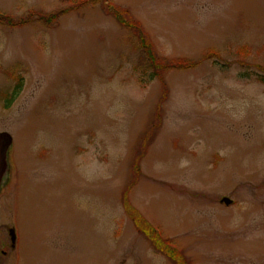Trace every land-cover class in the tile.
Returning a JSON list of instances; mask_svg holds the SVG:
<instances>
[{"label": "rangeland", "instance_id": "374dc122", "mask_svg": "<svg viewBox=\"0 0 264 264\" xmlns=\"http://www.w3.org/2000/svg\"><path fill=\"white\" fill-rule=\"evenodd\" d=\"M80 1L0 0L32 18L0 19V264H175L125 198L188 264H264V0H99L38 20ZM108 3L197 67L150 82Z\"/></svg>", "mask_w": 264, "mask_h": 264}, {"label": "trees", "instance_id": "16d2710c", "mask_svg": "<svg viewBox=\"0 0 264 264\" xmlns=\"http://www.w3.org/2000/svg\"><path fill=\"white\" fill-rule=\"evenodd\" d=\"M98 3H99V0L80 1L79 9H82L85 6L88 7L90 4L96 5ZM104 10L107 12V14L109 16H112L118 22L119 25L129 29L131 31V33L134 35V37L136 38L137 43H138V50H140L144 59H146L147 65H148L149 69L151 70V72H153V73L149 74L150 75V80H149L150 82H153L157 79L161 81L163 79V76L166 73L171 72V71H188L190 69L197 67L198 62H192L190 60L187 61V60H180V59H175V60H166L165 59L164 60L161 57H159L155 51L154 44L151 41L149 35L146 34V32L143 30V28L141 27V25L137 21L133 20L130 17V14L124 8H121L119 6H112V5H106L105 4ZM6 18H7L6 15L0 14V19H6ZM43 18H45V19H43ZM7 19H9L12 26L13 25L14 26H16V25L24 26L29 21H31L32 18L29 17L27 19H21L17 23H14L10 17H8ZM55 19H57V21H58L59 16H57V18H55ZM38 20L39 21H41V20L48 21V19L45 16L41 17V19L38 17ZM256 77H258L259 82L264 85V75H258ZM20 91H21V88L18 86L17 90L15 92V97L20 93ZM165 91H166V84L164 85V92ZM163 103H164V100L162 99L161 105H160L159 110H158L157 117L160 114L161 107H162ZM157 117H156V120H157ZM159 122H160V120H158V123ZM159 127H160V124L157 125V123L155 122L152 129H150L148 131V133L150 131H153L155 134L156 131L159 129ZM154 134L151 137V139H154V137H155ZM149 137H150V135L147 134L146 138L144 139V143H143V146L141 149L142 152L140 153V155L138 156L137 161H136L135 168L138 169V172L140 170V162L146 156L147 151L149 149V146L151 144V143L148 144V142L151 140ZM137 169H136V171H137ZM137 178L138 177L136 176L134 184H132L131 187H134L136 185V181L138 182ZM129 192H131L130 189L126 192L127 196L129 194ZM124 202H125L126 213L134 222V226H135L136 230L140 234L144 235L151 242L152 246L159 253H161L166 258L170 259L171 262H173L175 264H188V263H186V260L183 259L182 253L180 251L176 250L173 247V245L171 246L170 241L168 239H164L161 236V234L156 229H154L153 226L134 207L131 206L128 198H125ZM166 243H167V246L165 245Z\"/></svg>", "mask_w": 264, "mask_h": 264}, {"label": "water", "instance_id": "95a60500", "mask_svg": "<svg viewBox=\"0 0 264 264\" xmlns=\"http://www.w3.org/2000/svg\"><path fill=\"white\" fill-rule=\"evenodd\" d=\"M13 145V138L8 133L0 134V187L8 170V154ZM224 203L230 205L231 201L225 199ZM13 235V231H11Z\"/></svg>", "mask_w": 264, "mask_h": 264}, {"label": "bare ground", "instance_id": "6f19581e", "mask_svg": "<svg viewBox=\"0 0 264 264\" xmlns=\"http://www.w3.org/2000/svg\"><path fill=\"white\" fill-rule=\"evenodd\" d=\"M74 7L72 8V9H70V8H68V10H62L61 12H59V13H51V14H49L48 16L47 15H45V17L49 20H51V22L53 21V22H55V21H57V19H55V18H57V15L59 16V21H60V19L62 18V16H65L66 14H69L70 12H72V11H76V10H79V2H78V4H74L73 5ZM55 17V18H54ZM49 20V21H50ZM7 173H8V170H7ZM6 173V174H7Z\"/></svg>", "mask_w": 264, "mask_h": 264}, {"label": "flooded vegetation", "instance_id": "af4514ba", "mask_svg": "<svg viewBox=\"0 0 264 264\" xmlns=\"http://www.w3.org/2000/svg\"><path fill=\"white\" fill-rule=\"evenodd\" d=\"M12 237V236H11ZM5 256V255H4ZM0 262H1V259H0Z\"/></svg>", "mask_w": 264, "mask_h": 264}]
</instances>
